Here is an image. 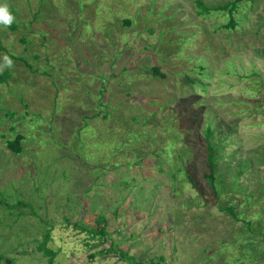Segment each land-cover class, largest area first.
I'll list each match as a JSON object with an SVG mask.
<instances>
[{
  "label": "rangeland",
  "instance_id": "rangeland-1",
  "mask_svg": "<svg viewBox=\"0 0 264 264\" xmlns=\"http://www.w3.org/2000/svg\"><path fill=\"white\" fill-rule=\"evenodd\" d=\"M197 1L0 0L17 11L0 29L14 61L0 84V264H102L88 245L130 242L179 257L186 245L190 264H264V0L243 3L234 32ZM102 218L104 243L76 228Z\"/></svg>",
  "mask_w": 264,
  "mask_h": 264
},
{
  "label": "trees",
  "instance_id": "trees-1",
  "mask_svg": "<svg viewBox=\"0 0 264 264\" xmlns=\"http://www.w3.org/2000/svg\"><path fill=\"white\" fill-rule=\"evenodd\" d=\"M253 1L254 0H233V1L226 2L223 5H219L217 7H214V9H212V8L208 7L202 1L198 0L197 6L200 9L198 13H199V15H205L207 13L210 14V12H212V11H222V12L227 13V15L229 17L228 21L224 24L218 25L216 30H226L228 32H234L237 30V28L241 24L240 21H238L235 18V14L239 12V10L243 6L244 2H252L251 4L254 5ZM12 13L14 16H16L17 11L14 10V11H12ZM124 23L126 25H131V21H129V19L124 20ZM13 28L15 29L18 27H17V25H13ZM3 50H5V49L2 46H0V52ZM200 69H201L200 75L205 77V74L203 73V71L205 70V66L201 65ZM152 71L156 77H161V76L164 77L165 76L162 72V68L159 66H154L152 68ZM255 75H257V74H255ZM9 76H11L9 72L0 73V84L5 83L9 79ZM252 76L253 75H251V76H239V79H245V80L251 81ZM210 79H211V77L208 75L204 80L199 81L201 84L203 92H206V90H203V89H207V87H208L207 82ZM203 86H206V87L203 88ZM233 103L235 105H240L244 102L243 101H241V102L233 101ZM203 134L205 137L206 149H207V159H206L207 171L205 172L204 177H205V180L207 181V183L209 184V186H211V188L213 189L214 194L218 195V187L216 185V180H217L216 173H217V166L223 158V157H221L222 148H219L217 145H215V143L213 141L214 137L216 135V131L213 129V125L211 123H207L206 128H205V132ZM23 140H24V137L21 134H18L15 137V139H8L6 142L8 150L13 152L14 154H21L24 150L23 145H22ZM184 157L185 156H183V154L181 152L178 154V160L180 163L183 162ZM181 168L184 171L188 170L186 166H184V167L182 166ZM186 176H188V178L191 180V175L188 172H186ZM1 204H2V202H0V205ZM20 204L21 203L19 202L18 205H20ZM12 207H14V206H12ZM224 211L231 214V216L234 219H236L238 221L241 220L240 218H238L235 210L232 207H226L224 209ZM246 225L248 226V229H251L252 222L248 221V222H246ZM76 228H80L81 231L87 232L92 238H96V237L100 238L99 241L102 243H104L105 239L108 237V225H106V220L103 218L98 221L96 228L78 227V225H76ZM49 239L50 238L47 237L45 239L46 240L45 242L47 243ZM47 253H49V251H47ZM123 254L125 257H127L125 253H123ZM125 257H123V258H125ZM50 264H52V263H50Z\"/></svg>",
  "mask_w": 264,
  "mask_h": 264
},
{
  "label": "crops",
  "instance_id": "crops-1",
  "mask_svg": "<svg viewBox=\"0 0 264 264\" xmlns=\"http://www.w3.org/2000/svg\"><path fill=\"white\" fill-rule=\"evenodd\" d=\"M102 247L103 245H100L99 247L88 245L87 249L90 250L89 256L92 255L93 257L90 259L91 262H95L98 258L102 264H106L111 258L116 260L113 264H190L191 262L186 258L185 253H190L192 250L188 249L186 245L183 247L185 252L184 254L181 253L180 257L167 253L165 245H141L138 242H130V244L127 245H107V249H105L104 252L101 251ZM114 248H116L118 253H111ZM120 251L125 253L127 257H125ZM117 254L125 258L122 259Z\"/></svg>",
  "mask_w": 264,
  "mask_h": 264
},
{
  "label": "clouds",
  "instance_id": "clouds-1",
  "mask_svg": "<svg viewBox=\"0 0 264 264\" xmlns=\"http://www.w3.org/2000/svg\"><path fill=\"white\" fill-rule=\"evenodd\" d=\"M16 17L13 15L9 5L4 2L0 3V29H8L15 23ZM14 68L13 59L5 54L0 58V73H3L7 69Z\"/></svg>",
  "mask_w": 264,
  "mask_h": 264
}]
</instances>
